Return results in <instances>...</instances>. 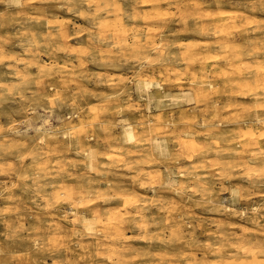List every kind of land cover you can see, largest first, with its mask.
Here are the masks:
<instances>
[{
    "label": "rangeland",
    "instance_id": "1",
    "mask_svg": "<svg viewBox=\"0 0 264 264\" xmlns=\"http://www.w3.org/2000/svg\"><path fill=\"white\" fill-rule=\"evenodd\" d=\"M117 2L89 20L69 0H24L46 7L28 15L40 23L0 22V264H221L250 259L241 247L264 264V161L239 147V122L264 116V41L234 38L264 26V0H225L222 20L214 0ZM58 19L67 39L43 21ZM239 73L260 77L224 83ZM43 128L57 138L40 142ZM107 212L124 224L107 228Z\"/></svg>",
    "mask_w": 264,
    "mask_h": 264
},
{
    "label": "bare ground",
    "instance_id": "2",
    "mask_svg": "<svg viewBox=\"0 0 264 264\" xmlns=\"http://www.w3.org/2000/svg\"><path fill=\"white\" fill-rule=\"evenodd\" d=\"M30 1V0H29ZM155 1V0H154ZM9 2H10V7L8 8L7 6H6V8H5V10L4 11H1L0 12V22H2L1 23V25L3 24V22L4 21H6V19L7 20H9V21H7V22H13V21H19V19H20V16L18 17V15H20V14H24V15H26V16H28V15H30V13L31 12H35V11H37L39 14H41V15H45L46 14V12L44 11V10H46V7L44 8L43 6H38V5H36V6H34V4L35 3H29V4H27V3H24V0H19V3L18 4H15V3H12V0H9ZM224 2H225V0H214V4H215V6L217 7V11H216V16H219L220 18H221V20L222 19H226V17H228L225 13V11H224ZM150 3V2H149ZM148 4V3H147ZM20 5H26V6H23V7H27V8H25V9H18V10H16V11H11V8H18L17 6H20ZM54 6H56L57 8H61V6L62 5H60V4H58V5H54ZM21 7V6H20ZM52 7V6H51ZM83 7H86V15L87 16H89V20H90V8H92V7H94L95 8V12H93V14H92V20H95L96 18H97V12L98 11H102V10H106V14H108L109 15V13L111 12V11H117V10H121V6H120V4H118V2H117V0H69V3H68V6H67V8H68V11L69 10H71V11H73V12H76L77 10L78 11H80V10H82V8ZM195 7L197 8V9H200L201 7H200V5L198 6V5H195ZM194 7V8H195ZM248 7V6H247ZM255 7V6H254ZM245 8V7H244ZM33 9H35V10H33ZM251 9H253V8H251ZM247 10V9H246ZM256 10V9H255ZM251 11H253V10H251ZM83 12V11H82ZM228 12V11H227ZM238 12V11H237ZM241 11H239V13H240ZM82 14H84V12L82 13ZM112 14V13H111ZM213 15V14H212ZM138 16V15H137ZM240 17V21L242 20V21H244V20H248L249 18L246 16V15H244V13L242 12V14H238V13H236V12H234V13H232V14H230V17L231 18H237V17ZM32 17H30V16H28L27 17V20L28 21H34V22H36V23H40L41 22V20L42 19H40V20H38V19H34V20H32L31 19ZM218 18V17H217ZM219 18V19H220ZM122 20H123V18L121 17V18H118L117 19V21L120 23V25H122ZM44 21V24H48V25H54L55 27H59L58 28V34H59V36H60V38L61 39H67V33H66V29H67V27H68V24H69V22L68 21H65V20H54V21H50V20H43ZM256 22V21H255ZM247 23H251V22H249V21H247ZM264 26H262V27H256V29L255 30H253L252 32H253V36L251 37V35H250V33L247 31V30H244L243 29V31H240V33H239V35L238 36H236V37H234V38H238L239 40H249V41H251V40H254V39H260V40H263L264 41V30L262 29ZM237 30V29H236ZM206 32H207V30H206ZM209 32V31H208ZM205 33V32H204ZM202 35V34H201ZM206 35V34H205ZM235 40V39H234ZM68 45V44H67ZM31 46H33L32 44H31ZM145 46V45H144ZM206 47H208V46H206ZM205 46H204V48H206ZM140 48V47H139ZM221 49V48H220ZM226 50H227V48H226ZM206 51H207V49H206ZM241 51H242V49H241ZM189 52H192L190 49H189ZM205 53V52H204ZM23 56L24 57H29L30 56V51H26L24 54H23ZM241 57V56H240ZM193 60V59H192ZM209 61V60H208ZM207 61V62H208ZM208 65V64H207ZM205 68V67H204ZM173 70V69H172ZM217 70V69H216ZM191 72H193V71H191ZM205 73L203 74V77H204V79H206V71H204ZM243 73H245V72H243ZM243 73H239L235 78H233V79H224V83H226V82H234V81H236V82H239V83H241V81L242 80H249V78H252V77H257V79L260 77V74H258L257 76H256V74L257 73H255V74H251V76H246V77H244V74ZM248 73V72H247ZM217 74V73H216ZM224 77H225V75H224ZM231 77V76H230ZM219 78V77H218ZM194 80V79H193ZM198 80H200V79H197V81ZM244 83V82H243ZM247 83V82H246ZM152 85V84H151ZM247 85V84H246ZM201 87H212V83L211 82H202V84L200 85ZM233 86V85H232ZM248 86V85H247ZM206 92V91H205ZM198 93V92H197ZM236 94V93H235ZM261 94H264V92L263 93H261ZM192 95V94H191ZM190 96V95H189ZM201 96V95H200ZM235 96V95H234ZM242 97H246V96H242ZM187 98H188V96H187ZM190 98V97H189ZM161 99V98H160ZM189 101V100H188ZM187 102V101H186ZM215 104V103H214ZM225 104V103H224ZM217 105V104H216ZM188 108V107H187ZM254 113V118H255V120L253 119H247V120H242V121H240L239 122V129H241V130H243V137H244V139H243V143H240V145H239V147L242 149V151L243 152H245V153H249L248 154V158H247V160L245 161V162H248V163H252V162H255V161H257V160H259V159H261V158H263V159H261V161H264V150H263V145L261 144V139H258V140H256V138H255V134L256 133H254L253 132V130H252V126L253 125H255L256 123H254V121L255 122H257V123H261V124H263L264 123V116L262 115V114H260V113H258V111L256 110V111H254L253 112ZM253 113H252V115H253ZM195 115V113H190L189 111H185V113H181V116H183V117H191V116H193V118L195 117L194 116ZM251 114H250V116H252ZM190 119H192V118H190ZM155 124H157V123H155ZM83 122H82V120H79V122H78V124H76V125H72V126H70L68 129H67V131L65 132V134L64 135H69V134H72V133H77L79 130H81V128H83ZM149 126V125H148ZM45 127V126H44ZM72 129H74V131L73 132H70L69 130H72ZM40 130V129H39ZM190 130V131H189ZM189 130L188 131H186L185 133L186 134H191V131H193V132H195L196 130L194 129V127L193 126H191L190 128H189ZM42 132L44 133V137H42L41 138V141L40 142H42V141H45V140H48L47 139V137H49V136H51V135H53V136H55V133H54V131H52V130H50V129H47V128H43L42 129ZM124 132H125V137H126V140H128L129 142L131 141H133L134 139H135V132H134V130H133V128L132 127H130L129 125L124 129ZM261 134V133H260ZM241 135V134H240ZM173 136V135H172ZM56 137V136H55ZM54 137V138H55ZM167 137V136H166ZM243 137H241V138H243ZM57 138V137H56ZM194 138V137H193ZM190 139V138H189ZM49 140H51V139H49ZM125 140V141H126ZM53 141V140H52ZM166 141V140H165ZM171 141V140H170ZM123 142V141H122ZM154 142V141H153ZM164 142V140L163 141H160L159 139H157L156 141H155V145H154V147H155V150L156 151H158V152H160V153H164V151H167V146H165V144L163 143ZM189 142V141H188ZM42 144V143H41ZM154 144V143H153ZM190 144V143H189ZM186 145V147L185 148H187L188 150L190 149V152H193L192 154H194V151L195 150H197V149H195V147H196V145L194 144V143H191L190 145ZM257 146L258 147V150L260 151L259 153L261 154L260 156L259 155H256L255 153H254V150L252 149V147H254V146ZM49 146V145H48ZM198 147V146H197ZM42 148V147H41ZM182 149V148H181ZM233 149V148H232ZM155 151V152H156ZM199 151V150H198ZM239 152V151H238ZM217 153V152H216ZM237 153V152H236ZM184 154V153H183ZM182 154V155H183ZM87 155V158H88V160H89V162H90V166L91 167H94L95 166V164H96V160H97V158H96V152L94 151V150H92V149H88V153L86 154ZM118 155V154H117ZM189 156H190V153H189ZM110 158V157H109ZM195 158V157H194ZM107 159V158H106ZM179 159V158H178ZM191 160V159H190ZM193 166V165H192ZM240 167V166H239ZM238 167V168H239ZM178 171V170H177ZM186 171V170H185ZM181 175V174H180ZM170 183V182H169ZM71 192V191H70ZM123 195V194H122ZM125 196V194L123 195V197ZM128 196V195H127ZM132 196V195H131ZM129 197V198H132V197ZM119 197V196H118ZM129 198H125L124 199V204H125V206H129V205H131L132 204V200L131 199H129ZM122 199V198H121ZM79 201V200H78ZM212 201V200H211ZM210 202V201H209ZM218 202V201H217ZM220 202V201H219ZM225 203V202H224ZM223 203V204H224ZM218 204V203H217ZM215 205V204H214ZM220 205V208H222L221 207V204H219ZM124 206V205H123ZM223 206V205H222ZM258 208V207H257ZM125 209V208H124ZM227 209H229V207L227 208ZM52 210V209H51ZM119 210V209H118ZM221 210V209H220ZM225 210V209H224ZM232 210H233V207H232ZM246 210V209H245ZM258 211L259 210H257V213H258ZM83 212V211H82ZM121 212V211H120ZM240 212V211H239ZM242 213H244V211L242 212ZM260 213V212H259ZM82 214V213H81ZM84 214V213H83ZM118 213L117 212H115V213H111V212H107V213H103V214H101V215H98V221L99 222H102L103 224H105V225H107V228H111V229H114V230H117V229H119V227H121V225L122 224H124L123 223V220H121V219H118V218H116ZM261 214V213H260ZM136 216H138V215H136ZM235 216H237V214L235 215ZM135 217V216H134ZM121 218H123V216L121 217ZM240 219V218H239ZM84 220V219H83ZM88 221H90V220H88ZM83 222H85L86 223V220L85 221H83ZM135 222V221H134ZM221 223V222H220ZM93 225H94V221H93ZM86 227H88L87 229H85L84 231H87L89 228H90V223H86ZM85 227V228H86ZM92 228V227H91ZM83 229V228H82ZM94 230V229H93ZM179 230H181V229H179ZM244 230V229H243ZM248 232V231H247ZM246 232V233H247ZM86 233H89L88 231L86 232ZM91 234V233H90ZM84 235V234H83ZM246 235V234H245ZM78 235L76 234V237H77ZM108 237V236H107ZM81 238V237H80ZM85 238V237H84ZM122 238V237H121ZM127 238V237H126ZM93 239V238H92ZM105 239V238H104ZM114 239H116V238H114ZM223 239H225V238H223ZM108 240H109V238H108ZM110 241V240H109ZM112 241V240H111ZM117 242V241H116ZM118 243H119V241H118ZM239 243V242H238ZM241 243V242H240ZM116 243L115 242H112V245H113V247L112 248H108V251L110 252H118V250L115 248V245ZM103 245V244H102ZM248 245V244H247ZM233 246V245H232ZM231 246V247H232ZM218 247V246H217ZM230 247V248H231ZM127 248H128V246H127ZM241 249H242V252H243V254L244 255H247V257L248 258H250V259H243V260H241V259H239V258H235L234 260H231V261H229L228 259H226V260H222L221 261V264H260V262L257 260V257H256V253L257 252H255L254 250L255 249H249V248H243V247H241ZM258 251H259V249H258ZM110 252V253H111ZM126 253V252H125ZM208 253V252H207ZM104 255V254H103ZM106 255V254H105ZM242 255V254H241ZM230 256V255H229ZM207 257V256H206ZM210 257V256H209ZM222 258H223V256H221ZM109 259V258H108ZM118 260V259H117ZM108 261H110V260H108Z\"/></svg>",
    "mask_w": 264,
    "mask_h": 264
},
{
    "label": "clouds",
    "instance_id": "3",
    "mask_svg": "<svg viewBox=\"0 0 264 264\" xmlns=\"http://www.w3.org/2000/svg\"><path fill=\"white\" fill-rule=\"evenodd\" d=\"M12 3L18 4L19 0H12ZM3 255H4L3 250H0V256H3Z\"/></svg>",
    "mask_w": 264,
    "mask_h": 264
}]
</instances>
